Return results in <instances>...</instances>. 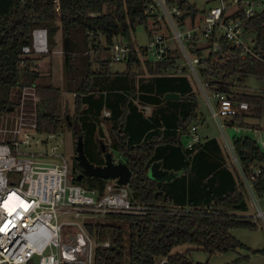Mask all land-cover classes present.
<instances>
[{"label": "trees", "instance_id": "obj_1", "mask_svg": "<svg viewBox=\"0 0 264 264\" xmlns=\"http://www.w3.org/2000/svg\"><path fill=\"white\" fill-rule=\"evenodd\" d=\"M150 2L0 0V113L6 112L13 104L8 97L12 88L34 84L40 76L31 56L22 52V48L30 44L31 31L37 27L46 28L48 45L53 47L58 23L66 88L68 93L75 95L74 118L73 121L69 117L63 121L57 115L59 88L51 84L36 86L38 131L59 133L68 125L73 129L75 145L81 138L88 160L94 165H102L101 149L97 152L95 145L90 144L94 142L98 118L103 110H108L109 116L105 119L112 122L114 149L122 154L131 171L127 185L130 200L144 207V213L140 215H108L127 223V244L119 225H87L89 234L97 243L93 264H126V250L127 264H160L162 260L163 264H209L194 262L190 257L192 248L173 253L179 245H190L209 257L246 251L245 255H239L227 264L248 261L251 254L264 255V249H252L231 234L232 229L255 231L258 224L244 214L248 210L244 185L232 162L228 165L221 156L219 142L215 138L204 139L191 149L185 148L183 137L198 121V100L188 78L173 72L178 54L169 52L162 59L151 62L132 52L123 61L124 72L111 73L107 58L95 60L98 69L91 67L93 59L89 52L95 50L92 47L100 45L99 37L105 42L102 50H108L117 38L132 44L136 25H147L152 18L146 12ZM177 2L179 8L188 14L202 13L186 0ZM106 4L113 6L108 13L103 12ZM238 13L247 38L253 42V51L264 60V9L250 18H245L241 11ZM154 26L156 30L160 28L157 22H153ZM152 29H146L148 34L151 35ZM220 43L216 51L210 50L201 61L203 78L208 81L211 91L234 95L237 101H245L254 108L251 116L238 114L225 119V128H258L249 124L247 118H260L264 113V61L249 54L243 58L242 49L231 47L223 38ZM191 52L203 56L202 48H194ZM141 64L152 79L149 89L136 96L131 90L135 77L132 70ZM249 77L263 83L260 93L235 90L239 86L245 88ZM166 93L179 94L180 98L165 100ZM135 97L139 104L158 109L151 116H145L133 103ZM231 144L247 177L254 168L260 169L253 189L257 197H262L264 150L247 134L243 137L235 134L231 137ZM155 162L177 175L167 182L152 180L148 171ZM75 163L79 173L80 167ZM78 175L71 177L73 181L88 188L101 189L109 181L85 177L81 183L77 180ZM104 242H108V246H103Z\"/></svg>", "mask_w": 264, "mask_h": 264}, {"label": "built area", "instance_id": "obj_2", "mask_svg": "<svg viewBox=\"0 0 264 264\" xmlns=\"http://www.w3.org/2000/svg\"><path fill=\"white\" fill-rule=\"evenodd\" d=\"M216 1L217 4L201 10L202 13L192 15L181 10L177 0H151L146 12L160 28L152 27L149 44L136 47L119 38L108 50L111 64L125 62L132 52L151 62L169 52L177 53L173 72L186 77L190 74L211 116L220 129H225V119L238 114L251 116L254 108L245 101H237L234 95L211 91L202 76L201 61L210 50L220 47V38L231 47L242 49L243 58L249 54L263 60L253 51V42L247 38L238 12L245 18L253 17L264 9V0ZM170 39L177 42V47L168 44ZM48 46L47 29L37 27L31 31L30 44L24 46L22 52L29 56L46 55L51 52ZM194 48H202L203 56L191 52ZM182 58L184 62H179ZM18 89L16 106L0 113V264H35L34 258L36 264H93L97 243L86 226L110 214L140 215L144 207L133 203L128 187L117 185L114 180L106 182L101 189L74 182L67 159L56 155L54 148L50 153L32 151L33 145L44 143L38 140L42 133L38 131L37 87L26 84ZM198 126L199 122H194L183 137L185 148L191 149L202 142L197 134ZM233 129L236 133L249 132L248 136L264 150V134L260 129L238 126ZM53 134L48 133V137ZM239 135L245 136L243 132ZM224 145L231 150V162L264 229V210L259 204L264 194L257 197L253 189L260 169L254 168L247 177L232 144ZM102 245L108 246V242ZM163 263L164 260L160 262Z\"/></svg>", "mask_w": 264, "mask_h": 264}, {"label": "rangeland", "instance_id": "obj_3", "mask_svg": "<svg viewBox=\"0 0 264 264\" xmlns=\"http://www.w3.org/2000/svg\"><path fill=\"white\" fill-rule=\"evenodd\" d=\"M190 4H192L196 10H203L205 8L211 7L217 4L216 0H186ZM113 6L106 4L103 8L104 13H108L112 10ZM197 16V15H196ZM154 18V17H152ZM57 25V31L55 34V46L51 47L48 46L51 52L46 55H31L33 60V64L36 65L35 69L39 73L38 79L35 81L36 86L47 85L51 84L53 87L60 89V99H59V111L58 116L63 121L66 118H70L73 121L74 118V108H73V101H74V94L67 92V80H66V73L63 63V55L62 52H57L61 50V30L59 28V24ZM188 25V23H187ZM153 21L151 19L148 21L147 25L145 23H141L136 25L135 31L132 34V43L136 47H146L149 44L150 34H148V29H152ZM155 27V26H154ZM167 34V31L164 30ZM118 39V38H117ZM100 45L92 47L95 50H91L89 52L91 58L93 59L92 69L96 70L99 66L95 63V60H105L106 58L110 60L109 50H102L105 47V42L103 37H99ZM168 44L172 47H177V42L175 40H168ZM84 54H86L84 52ZM179 62H184V59H180ZM109 69L111 73L115 72H124L125 63L124 62H117V63H109ZM135 72V77L131 82V90L135 93L136 96H139L140 93H144L149 89V83L152 79V76L149 75L146 71V68L143 64L139 67H134L133 70ZM187 74V78L191 84V89L195 92L197 100H198V122L199 126L197 128V134L199 137L204 139H211L215 138L217 141L220 142L221 148V156L226 160L227 164L231 163V150L224 144L228 145L230 142L231 144V137L237 134L234 129L232 128H223L220 129L219 125L215 122L214 118L211 116L210 109L207 106L204 98L201 96L200 91L196 85V83L192 80V78ZM263 86L261 81H258L254 77H249L246 87H237L235 88L236 91H245L250 94H257L260 93V87ZM96 91L98 87H93ZM8 97L13 102L11 105L16 106V102L19 100V89L17 87L12 88L8 92ZM133 103L138 106V108L143 112L145 116H151L154 111L158 109V107L150 106V105H141L138 103V99H133ZM39 105V104H38ZM161 108V107H160ZM167 109V108H166ZM171 110V109H170ZM180 109L176 111L179 112ZM108 110H103L100 117L96 122V133L94 142L90 144V146H94L97 148V152L100 150V145L103 144L106 148V151L112 154V159L115 162H123L125 163V159L122 154L114 149L115 139L112 134V122L105 119L107 116ZM109 113V112H108ZM249 124L258 127L264 134V113L260 118H247ZM71 124V123H70ZM74 127V126H72ZM244 134L249 135V132L241 131ZM239 132L238 134H240ZM39 141H44V143H38L33 145L32 151L35 149L36 152H44L50 153V149L54 148V153L56 155L64 156L69 164L71 170V177L76 176L79 174L77 172L76 167V152H75V139L73 136V129H69L68 125L62 127V132L54 133L53 137H48V133L43 132L40 137H38ZM185 141V140H184ZM101 156V155H100ZM103 160V155L100 157ZM104 163V160H103ZM102 163V164H103ZM230 167V166H229ZM131 193L129 192V195ZM131 199V198H130ZM132 202L136 203L133 199ZM246 203L248 206L249 215L252 216L254 220L257 221L258 224L261 225V219L257 216V209L251 203V199L246 197ZM260 207L264 210V199L259 200ZM95 224H115L122 227L125 236V244H127L126 236L128 232V225L124 220L118 219L116 217L110 216L103 219H97L92 221L90 225ZM87 230V226H86ZM70 233L72 231L70 230ZM231 234L238 239L240 242L245 244L246 246L252 249H264V229H260L258 227L255 231H250L246 229H232ZM127 248V247H126ZM193 249L190 252V257L194 262L205 263L209 262V264H227L234 261L238 258L239 255H245L246 251L238 250L236 252H228L225 254H216L209 257L205 252L196 250L190 245H179L173 249V253L175 252H183L187 249ZM125 258L126 264L128 261V253L127 250L125 251ZM35 264L37 263V259L34 258ZM240 264H264V255L261 254H251L248 261H242Z\"/></svg>", "mask_w": 264, "mask_h": 264}, {"label": "water", "instance_id": "obj_4", "mask_svg": "<svg viewBox=\"0 0 264 264\" xmlns=\"http://www.w3.org/2000/svg\"><path fill=\"white\" fill-rule=\"evenodd\" d=\"M179 94L166 93L165 100H178ZM12 107H8L7 111H11ZM68 120V118H66ZM100 149L103 153L104 163L102 165L92 164L84 153L83 141L78 138L76 141L75 152L78 166L81 169L80 174L77 176V180L81 183L84 182L85 177L98 178L104 180H114L117 185L127 186L131 177V171L123 162H115L112 159V154L106 151L103 144L100 145ZM177 175L175 172H168L161 168L160 162L153 163L148 171V176L158 182L170 181Z\"/></svg>", "mask_w": 264, "mask_h": 264}, {"label": "crops", "instance_id": "obj_5", "mask_svg": "<svg viewBox=\"0 0 264 264\" xmlns=\"http://www.w3.org/2000/svg\"><path fill=\"white\" fill-rule=\"evenodd\" d=\"M61 32V31H60ZM57 52H60L61 53V50H59V51H57ZM184 140H185V138H184ZM219 142V141H218ZM219 144H220V142H219ZM248 207V206H247ZM245 215H248V216H251V215H249V212H248V210H247V212H245L244 213ZM252 217V216H251ZM258 224V223H257ZM258 227H260V229H263V228H261V225L260 224H258ZM256 249H259V248H256Z\"/></svg>", "mask_w": 264, "mask_h": 264}, {"label": "flooded vegetation", "instance_id": "obj_6", "mask_svg": "<svg viewBox=\"0 0 264 264\" xmlns=\"http://www.w3.org/2000/svg\"><path fill=\"white\" fill-rule=\"evenodd\" d=\"M80 172H81V169H80ZM80 174V173H79Z\"/></svg>", "mask_w": 264, "mask_h": 264}]
</instances>
